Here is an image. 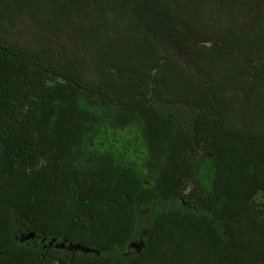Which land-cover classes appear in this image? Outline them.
I'll return each mask as SVG.
<instances>
[{
    "label": "trees",
    "instance_id": "1",
    "mask_svg": "<svg viewBox=\"0 0 264 264\" xmlns=\"http://www.w3.org/2000/svg\"><path fill=\"white\" fill-rule=\"evenodd\" d=\"M0 264H264V0H0Z\"/></svg>",
    "mask_w": 264,
    "mask_h": 264
},
{
    "label": "water",
    "instance_id": "2",
    "mask_svg": "<svg viewBox=\"0 0 264 264\" xmlns=\"http://www.w3.org/2000/svg\"><path fill=\"white\" fill-rule=\"evenodd\" d=\"M30 237L33 238L34 235L31 234ZM30 237H26V240H28ZM21 239H23V237H21ZM21 239H20V240H21ZM132 247L135 248V247H137V246H136V245H132ZM75 249H79V250H80V248H78V247H76Z\"/></svg>",
    "mask_w": 264,
    "mask_h": 264
},
{
    "label": "clouds",
    "instance_id": "3",
    "mask_svg": "<svg viewBox=\"0 0 264 264\" xmlns=\"http://www.w3.org/2000/svg\"><path fill=\"white\" fill-rule=\"evenodd\" d=\"M136 248V247H135Z\"/></svg>",
    "mask_w": 264,
    "mask_h": 264
},
{
    "label": "flooded vegetation",
    "instance_id": "4",
    "mask_svg": "<svg viewBox=\"0 0 264 264\" xmlns=\"http://www.w3.org/2000/svg\"><path fill=\"white\" fill-rule=\"evenodd\" d=\"M138 248V247H137Z\"/></svg>",
    "mask_w": 264,
    "mask_h": 264
}]
</instances>
